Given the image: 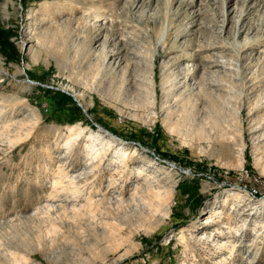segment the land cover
<instances>
[{"label":"rangeland","instance_id":"374dc122","mask_svg":"<svg viewBox=\"0 0 264 264\" xmlns=\"http://www.w3.org/2000/svg\"><path fill=\"white\" fill-rule=\"evenodd\" d=\"M2 70L27 125L0 136V264H264V0H0ZM69 125L113 136L93 171ZM59 168L93 186L51 200Z\"/></svg>","mask_w":264,"mask_h":264},{"label":"bare ground","instance_id":"6f19581e","mask_svg":"<svg viewBox=\"0 0 264 264\" xmlns=\"http://www.w3.org/2000/svg\"><path fill=\"white\" fill-rule=\"evenodd\" d=\"M98 18H99V15H96L95 14V19H98ZM0 72H3L5 74H7V71L6 70H2ZM35 114H36V112L34 111L33 115H35ZM3 116H4L3 113L0 114V136L1 135H4L6 133H10L11 130H12V128H13V126H16L17 124H19L21 126V127L18 126L20 128H22L23 125H27V123H26L27 121L26 122H23V121H13L10 118L5 119ZM29 116H30V114H29ZM1 118H4V119H1ZM171 129H174V127L171 126ZM18 132H17V134H18ZM28 135H29V133H27L26 138L28 137ZM107 137L110 138V139H112L113 136H111V134H108V133L106 134L105 132L102 133V132L93 131V130L88 132L87 131V128H85V127H82L81 128L78 125H69L67 127V135L65 136V144H63V145L69 150L73 144H75V143L79 142L80 140H83L84 139L85 142H86V143H84V145H85V147H84L85 153L89 156V158H88V161L90 162L89 164H92L93 165L94 164L93 160L96 161L98 158H100L102 160L103 158L106 157L107 151L111 148V146H112V140L107 139ZM134 150H132V151L130 149L124 150L123 148L116 149V152H115L116 153V158L120 159L121 161H126L125 162L126 167H131L129 165L130 162H132L133 160H135V159H133V160L131 159V155L132 156H135L136 155V151H134ZM98 162H102V161H98ZM116 162H117V160H116ZM101 164H103V163H101ZM120 164H121V162H120ZM113 165H115V164H113ZM117 165H118V163H117ZM95 167L96 166L94 164L92 166V169L91 170L93 171V169H95ZM63 170H67V169L64 168ZM63 170H60V168H59L56 171L57 172V178H56L57 180L54 179V189L56 190L57 196H54L53 195L51 197V200L54 199L55 202H57V201H62V202L66 201L68 203H70L72 201H77L76 199H77V197L80 194H82L84 191H86L89 188H91L90 186L92 185L91 183H93L92 180L95 179V175H93L92 178H89V176H91L89 174L90 172L87 175H84L83 178L80 175V177L82 179H84V184H81V185H78L77 186L73 182V178H72L73 175H71V174H65ZM150 178H151V175L146 174V171L144 169H142V168L141 169H137L136 180H135L136 184H135V186L133 188V195H137V193L138 194H141L143 192L142 182L144 180L146 182ZM90 179H92V180H90ZM110 182H114V180L113 181H110ZM147 191H148L147 194H153L158 199H161L162 197H163V199H166L170 195V193H168L167 190L162 191L161 189H158L156 191H151L150 189H148ZM120 192L122 193V191H120ZM250 192H251L250 195L252 197H255L256 196L255 194L254 195L252 194L253 191H250ZM91 193H92V190H91L89 196L84 199L86 201V203H84L83 205H81V207H79V205L76 202H74L73 204L70 205V208H72L75 211H80V208H82L81 211H83L86 208L87 209L86 214L91 215L92 213H94V215H95V213H96L95 212V209L96 208H95L94 204L100 203L101 201H103V198H98L96 200L95 197L92 196ZM93 193L95 195H99V196L101 194L104 195L103 194V190H101V189H97V191L96 192H93ZM121 193L119 194L118 198L121 197ZM143 193L146 195L145 192H143ZM51 194H53V193H51ZM61 194L68 195L69 197L62 200V199H60V195ZM242 198H243V196H242L241 192H239V191H232L231 190V191L228 192L227 196H225L222 204L226 208V207H228L230 205L231 200H241ZM59 205L62 206L61 203ZM45 206H46V209H51V208H54L55 207L52 204H46ZM222 214H223V211H221V209H219V208H216V209L212 210L211 213H209V216H207L204 219L203 223L204 224H207V225L214 226L216 224V218L219 217V216H221ZM214 228H215L214 231H215L216 234H220V235L222 234V236H223V234L226 233V231H224L225 228H227L229 230L230 227L227 226V225H223V226H214ZM204 234L202 233L203 236L201 235V238L200 239H205V238L208 239L209 234L211 236L213 235V231L211 233L210 232H204ZM191 236H190L191 239L194 238V237L197 238V236L194 235L193 233L191 234ZM182 241L184 243V246H187V243H188L189 240L186 239L185 241L184 240H182ZM227 243H229V244H227ZM227 243L226 242H222V246H226V248H228V250L230 251V255H231L233 253L234 249H235V246H234L233 243H231V241L230 242H227ZM220 248H221V246H220Z\"/></svg>","mask_w":264,"mask_h":264}]
</instances>
